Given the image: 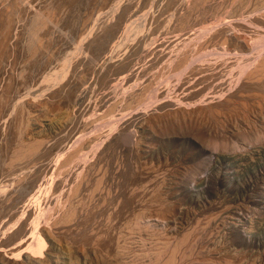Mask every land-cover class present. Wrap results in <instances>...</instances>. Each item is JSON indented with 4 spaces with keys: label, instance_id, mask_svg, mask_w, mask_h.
Listing matches in <instances>:
<instances>
[{
    "label": "rangeland",
    "instance_id": "obj_1",
    "mask_svg": "<svg viewBox=\"0 0 264 264\" xmlns=\"http://www.w3.org/2000/svg\"><path fill=\"white\" fill-rule=\"evenodd\" d=\"M0 264H264V0H0Z\"/></svg>",
    "mask_w": 264,
    "mask_h": 264
},
{
    "label": "bare ground",
    "instance_id": "obj_2",
    "mask_svg": "<svg viewBox=\"0 0 264 264\" xmlns=\"http://www.w3.org/2000/svg\"><path fill=\"white\" fill-rule=\"evenodd\" d=\"M120 2H121V1H120ZM118 5H119V4H118ZM66 59H67V58H66ZM68 59H69V58H68ZM64 61H65V60H64ZM64 64H66V61H65ZM65 66H66V65H65ZM66 68H67V67H66ZM64 70H65V69H64ZM65 71H67V70H65ZM52 74H53V73H52ZM52 74H51V75H52ZM51 75H50V76H51ZM50 78H51V77H50ZM56 78H57V77H56ZM57 79H58V78H57ZM60 80H61V79H60Z\"/></svg>",
    "mask_w": 264,
    "mask_h": 264
}]
</instances>
